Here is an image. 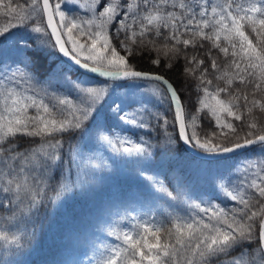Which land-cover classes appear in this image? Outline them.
<instances>
[{
    "label": "snow or ice",
    "instance_id": "6c2138e0",
    "mask_svg": "<svg viewBox=\"0 0 264 264\" xmlns=\"http://www.w3.org/2000/svg\"><path fill=\"white\" fill-rule=\"evenodd\" d=\"M120 177L87 264H264V0H0V241Z\"/></svg>",
    "mask_w": 264,
    "mask_h": 264
},
{
    "label": "trees",
    "instance_id": "16d2710c",
    "mask_svg": "<svg viewBox=\"0 0 264 264\" xmlns=\"http://www.w3.org/2000/svg\"><path fill=\"white\" fill-rule=\"evenodd\" d=\"M133 62L143 70L153 67L147 57L137 56ZM162 71L184 91L182 63L172 71ZM184 94L188 95L187 92ZM127 184L123 177L107 180L97 184L95 191L87 197L77 196L60 208L47 205L35 223L36 239L20 252H14V246L0 241V257L9 264H87L93 255V243L101 235L102 224L113 218L117 211L123 212L125 201L120 194L127 191ZM132 206L139 211L138 205ZM5 230L6 226L0 224V231ZM6 250L9 254L4 256Z\"/></svg>",
    "mask_w": 264,
    "mask_h": 264
}]
</instances>
